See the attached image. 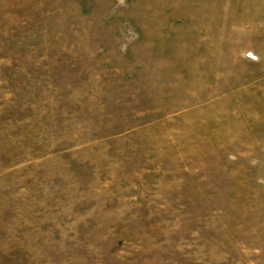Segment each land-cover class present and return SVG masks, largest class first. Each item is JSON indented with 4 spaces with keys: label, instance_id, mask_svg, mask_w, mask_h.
Wrapping results in <instances>:
<instances>
[{
    "label": "rangeland",
    "instance_id": "374dc122",
    "mask_svg": "<svg viewBox=\"0 0 264 264\" xmlns=\"http://www.w3.org/2000/svg\"><path fill=\"white\" fill-rule=\"evenodd\" d=\"M0 264H264V0H0Z\"/></svg>",
    "mask_w": 264,
    "mask_h": 264
}]
</instances>
